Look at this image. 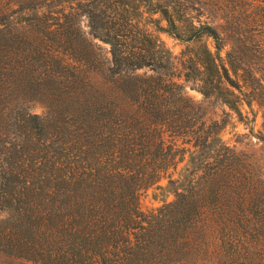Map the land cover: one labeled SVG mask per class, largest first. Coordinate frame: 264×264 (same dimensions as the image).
<instances>
[{
  "label": "trees",
  "instance_id": "16d2710c",
  "mask_svg": "<svg viewBox=\"0 0 264 264\" xmlns=\"http://www.w3.org/2000/svg\"><path fill=\"white\" fill-rule=\"evenodd\" d=\"M192 2L211 20L178 0H0V264H264L240 234L250 165L184 93L264 101V0ZM148 23L197 46L176 62ZM164 178L175 198L143 210Z\"/></svg>",
  "mask_w": 264,
  "mask_h": 264
},
{
  "label": "rangeland",
  "instance_id": "374dc122",
  "mask_svg": "<svg viewBox=\"0 0 264 264\" xmlns=\"http://www.w3.org/2000/svg\"><path fill=\"white\" fill-rule=\"evenodd\" d=\"M178 2L193 17L195 24H198L199 21L211 20L209 14L201 9L198 4H194L192 0H178ZM162 25L166 26V22H162ZM80 27L86 39L108 65L112 58L110 45L91 34L88 20L85 16L80 19ZM147 28L165 42L176 57V62H179L183 52L189 54L197 46V44L183 43L167 32L159 31L153 23H148ZM204 40L208 43L211 42L207 38ZM230 47L231 42L226 38L222 56H225ZM136 72L140 75L155 74L149 68H141ZM184 85L185 95L195 105L200 107L199 115L203 114V119L207 123L217 120L220 122L224 121L223 129L220 133L221 140L231 148H234L236 152L244 154L243 164L247 167L250 165L248 176H251V182L254 183V200H250L251 193L249 191L243 192L245 204L241 207L240 234L244 241L247 242V246L250 247V250L245 252H260L264 254V101H259L253 94H248L247 97L240 95L239 107L241 113H238L217 96L205 97L197 89L196 83L184 82ZM247 99L251 100V105L246 103L245 100ZM30 106L32 112L36 114L43 115L45 112V106L40 102L32 103ZM179 140L181 142L182 138ZM185 162L178 164L174 171L175 178L179 177ZM174 198L175 194L169 187V180L164 178L157 185L142 192L140 203L143 210L149 211L171 202ZM6 217L7 212L0 210V220Z\"/></svg>",
  "mask_w": 264,
  "mask_h": 264
}]
</instances>
